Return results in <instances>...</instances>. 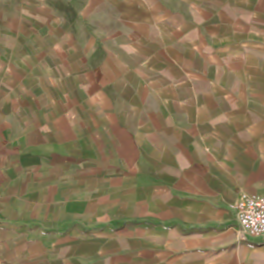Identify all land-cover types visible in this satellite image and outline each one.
Masks as SVG:
<instances>
[{"label":"crops","instance_id":"1","mask_svg":"<svg viewBox=\"0 0 264 264\" xmlns=\"http://www.w3.org/2000/svg\"><path fill=\"white\" fill-rule=\"evenodd\" d=\"M264 0H0V264H264Z\"/></svg>","mask_w":264,"mask_h":264},{"label":"built area","instance_id":"2","mask_svg":"<svg viewBox=\"0 0 264 264\" xmlns=\"http://www.w3.org/2000/svg\"><path fill=\"white\" fill-rule=\"evenodd\" d=\"M231 207L237 212L242 238L264 235V195L242 193Z\"/></svg>","mask_w":264,"mask_h":264}]
</instances>
